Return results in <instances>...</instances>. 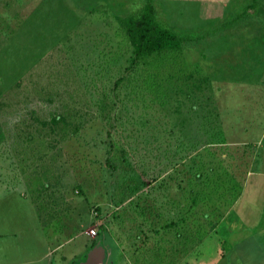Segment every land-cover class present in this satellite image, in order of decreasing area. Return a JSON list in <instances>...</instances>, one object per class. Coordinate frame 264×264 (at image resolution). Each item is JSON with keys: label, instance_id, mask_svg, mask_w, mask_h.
Instances as JSON below:
<instances>
[{"label": "rangeland", "instance_id": "obj_1", "mask_svg": "<svg viewBox=\"0 0 264 264\" xmlns=\"http://www.w3.org/2000/svg\"><path fill=\"white\" fill-rule=\"evenodd\" d=\"M149 2L0 0V189L70 264H241L264 229L255 178L239 199L264 174V33L245 49L234 5L164 3L183 47L137 59L117 19Z\"/></svg>", "mask_w": 264, "mask_h": 264}, {"label": "crops", "instance_id": "obj_2", "mask_svg": "<svg viewBox=\"0 0 264 264\" xmlns=\"http://www.w3.org/2000/svg\"><path fill=\"white\" fill-rule=\"evenodd\" d=\"M149 1L155 17L163 23L166 28L182 39L181 35L172 28L176 27L174 18L177 15H165L162 4L168 3L169 5L176 2H194L196 0ZM151 1H153V4ZM206 1L210 3L205 9V13H209V19L215 16H217V18L218 16H220V18L224 17V15L227 14L226 9L230 8V5H234L235 10L240 12V19L243 20V23L240 25L242 28L241 35L245 37L240 47L248 49V46H253L250 43H253L254 40H256L255 38L263 36L264 0ZM131 3H138V1H131ZM145 5L142 4L139 8L142 9ZM140 9L138 11H141ZM171 17L174 21H171ZM181 47H183L182 44ZM263 177V173H250L239 199L244 196L253 178L255 179L252 184L253 188H256V192L258 193L260 189L264 190ZM39 209L40 207L36 206L35 202L30 199L26 190L18 189L6 191L0 189V264H70L72 256H70L71 254H68V252H65L66 244L70 238L64 240L61 235L51 233L49 231L50 228L47 227L42 220V218L45 217V213H39ZM237 216H240L239 219L241 221H244L246 217L244 214L239 213ZM91 222L92 221H90V223ZM95 224L101 226V223L97 224L95 222ZM83 235L88 237L86 233ZM259 236V239H257V251L254 254L246 253L240 256L241 264H264V229L260 231ZM88 251L89 249H87L84 254V263L89 254ZM222 258H224V255Z\"/></svg>", "mask_w": 264, "mask_h": 264}, {"label": "trees", "instance_id": "obj_3", "mask_svg": "<svg viewBox=\"0 0 264 264\" xmlns=\"http://www.w3.org/2000/svg\"><path fill=\"white\" fill-rule=\"evenodd\" d=\"M117 22L124 30L137 59L178 52L181 48L182 39L156 20L150 4H146L138 15L118 18Z\"/></svg>", "mask_w": 264, "mask_h": 264}, {"label": "water", "instance_id": "obj_4", "mask_svg": "<svg viewBox=\"0 0 264 264\" xmlns=\"http://www.w3.org/2000/svg\"><path fill=\"white\" fill-rule=\"evenodd\" d=\"M105 251L102 247L93 249L84 264H104Z\"/></svg>", "mask_w": 264, "mask_h": 264}, {"label": "built area", "instance_id": "obj_5", "mask_svg": "<svg viewBox=\"0 0 264 264\" xmlns=\"http://www.w3.org/2000/svg\"><path fill=\"white\" fill-rule=\"evenodd\" d=\"M86 234L88 236H90V237H95L96 236V230H95V228L90 229L89 231H87Z\"/></svg>", "mask_w": 264, "mask_h": 264}]
</instances>
